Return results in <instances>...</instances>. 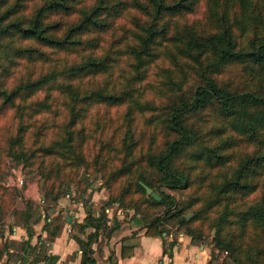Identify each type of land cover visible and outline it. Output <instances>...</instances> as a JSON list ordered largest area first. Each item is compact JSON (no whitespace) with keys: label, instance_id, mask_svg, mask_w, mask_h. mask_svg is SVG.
<instances>
[{"label":"trees","instance_id":"obj_1","mask_svg":"<svg viewBox=\"0 0 264 264\" xmlns=\"http://www.w3.org/2000/svg\"><path fill=\"white\" fill-rule=\"evenodd\" d=\"M0 121L51 202L92 167L149 235L214 228L220 264H264V0H0Z\"/></svg>","mask_w":264,"mask_h":264},{"label":"crops","instance_id":"obj_2","mask_svg":"<svg viewBox=\"0 0 264 264\" xmlns=\"http://www.w3.org/2000/svg\"><path fill=\"white\" fill-rule=\"evenodd\" d=\"M67 194L44 209V197L29 184L25 197L33 205L19 207L28 221L16 220L13 215L0 221V264H86L82 262L83 252L76 237L86 241L95 229L79 228L88 207ZM105 197L103 189L93 191L92 207L96 214L99 209L95 205ZM106 210V227L98 229L91 241L93 261L89 264H208L211 244L195 242L181 231L163 233L164 238L149 235L146 227L134 218H124L121 210L115 217L112 207Z\"/></svg>","mask_w":264,"mask_h":264},{"label":"rangeland","instance_id":"obj_3","mask_svg":"<svg viewBox=\"0 0 264 264\" xmlns=\"http://www.w3.org/2000/svg\"><path fill=\"white\" fill-rule=\"evenodd\" d=\"M202 3H200V5L198 6L197 12L191 15V18H194L196 16H201V13L203 12L204 9ZM106 37H108L107 34H105V38ZM8 112L9 114L11 113V111ZM115 113H111V114L114 115ZM37 116L39 119L46 116L50 120L52 117V112L48 111L46 115L40 114ZM57 119L59 120L61 119V117L60 118L57 117ZM18 122H19L18 120L13 119V126H12L13 132L16 131V127H17L16 123ZM0 125H1V121H0ZM5 130H7L6 126L4 128H2V126L0 127V206H6L4 210L0 212V217L1 219H6L7 216L9 217L13 215L14 217H16V220L20 221V219L23 217V214L19 212L20 210L19 207L26 204L31 207L33 205V203L31 202L32 200L30 198L25 197L26 196L25 192L29 188V184H33V188L35 192H39L44 197L45 199V202L43 203L44 209H46L50 205L51 200L44 194L46 191L45 189L46 184L43 178L40 176L35 165L33 164L25 165L23 161H17L13 159L6 152L5 148L8 145L6 141L7 135L5 133H2ZM26 135L27 134H24V139H26V142L25 144L23 143L21 146L24 145V148H28V147L34 148L36 144L35 143L31 144L32 136H29L27 138ZM21 146L19 144H14V148L17 149H19ZM82 174L84 175L82 176ZM20 175H24V180L21 185H17L16 179ZM261 177H264V171L261 174ZM3 187L5 188L3 189ZM95 189H97V191L103 189L104 192L106 193V197L103 200H100V202L97 205H95L96 206L95 208L96 209L98 208L99 211L102 212V214L106 215L108 213L106 209L112 207L113 208L112 215L114 217L116 216L118 209L125 213L124 218L127 217L129 219L130 218L132 219L136 216L134 215L133 209L120 207L118 206L117 202H113L106 205L107 200H109L110 198V194H111L110 189L104 183V176H102L101 173L94 171L92 167H90L89 169H86L84 167L79 169L78 175L75 181L70 184V188L67 193L70 195L72 194L74 195L75 198L82 200L84 207L86 208L88 207L89 209L91 208V211L94 212L95 209L94 207H92L93 204L92 195ZM171 192H173L177 197H182L185 195V193L183 194L174 190H171ZM158 209L159 207L156 209H152L151 211L155 212ZM189 213H192L193 215L192 211H189ZM195 224L196 223H194V225ZM169 227L171 229L176 228L175 226H169ZM215 234H216V230L212 228L203 231V234L201 236L193 235V237H191L190 235V237L195 242L211 244L209 259L211 258V252L214 251L216 253V256L215 259H213L212 261L214 262V264H220L223 258L227 256L228 252L226 250H218L217 248L214 247L213 236ZM226 264H235V263L231 261V259H227Z\"/></svg>","mask_w":264,"mask_h":264},{"label":"water","instance_id":"obj_4","mask_svg":"<svg viewBox=\"0 0 264 264\" xmlns=\"http://www.w3.org/2000/svg\"><path fill=\"white\" fill-rule=\"evenodd\" d=\"M83 175H84V174H82V176H83ZM143 185H144V187H145V189H146V192H147L148 194H151L152 197H154L156 200H160L161 196H160V194H159L158 192L153 191L152 188H151L150 186L146 185V184H143ZM190 215H192V213H188V214H186V217H189Z\"/></svg>","mask_w":264,"mask_h":264},{"label":"built area","instance_id":"obj_5","mask_svg":"<svg viewBox=\"0 0 264 264\" xmlns=\"http://www.w3.org/2000/svg\"><path fill=\"white\" fill-rule=\"evenodd\" d=\"M24 180V175H20L19 177H17L16 179V184L17 185H21L23 183ZM68 195V194H67Z\"/></svg>","mask_w":264,"mask_h":264}]
</instances>
